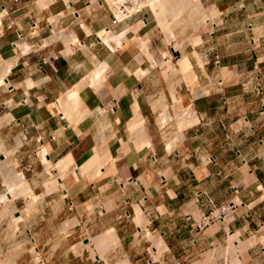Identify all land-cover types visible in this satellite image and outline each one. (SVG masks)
Here are the masks:
<instances>
[{
    "label": "crops",
    "instance_id": "obj_1",
    "mask_svg": "<svg viewBox=\"0 0 264 264\" xmlns=\"http://www.w3.org/2000/svg\"><path fill=\"white\" fill-rule=\"evenodd\" d=\"M217 1L206 4L207 20L214 21L203 43L232 24L230 35L240 37L227 34L226 44L251 43L258 55L238 96L230 95L237 90L233 80L240 78L242 56L219 50L197 56L198 68L187 73L194 84L185 97L188 106L172 92L174 108L181 102L194 113L181 129L176 120L163 126L150 99L151 58L143 44L159 34L145 6L113 24L104 0H0V69L5 59L17 58L4 77L0 73V119L12 117L4 133L17 129L37 155L45 146L52 164L68 160L66 170H48L58 176L61 189L33 186L75 217L68 220L69 229L80 227L84 242L80 254L71 249L77 262L106 264L119 257L130 264H186L231 235L242 244L240 264H264V23L245 27L247 5L235 20ZM65 23L81 38L71 53L50 60L23 55L31 53L24 52L27 38L59 31ZM188 61L184 64L191 68ZM76 94L81 105L72 110L66 100ZM173 121L176 132L168 126ZM226 204L232 210L224 220L198 229L204 217ZM35 231L31 225L23 232L33 240ZM107 232L115 243L102 248L98 238ZM156 242L165 248L158 251ZM151 251L162 252V261L150 259Z\"/></svg>",
    "mask_w": 264,
    "mask_h": 264
},
{
    "label": "rangeland",
    "instance_id": "obj_2",
    "mask_svg": "<svg viewBox=\"0 0 264 264\" xmlns=\"http://www.w3.org/2000/svg\"><path fill=\"white\" fill-rule=\"evenodd\" d=\"M211 1L212 0H201L203 8L193 15L185 12V14L182 13L174 18V14L167 8L165 9V7L157 1L138 0L139 6H145L143 12L146 11L150 13L154 20L153 25L157 28L155 33L159 34V36H156L155 40H151V42H149L148 39L144 40L146 43V48H144V50L151 58L150 69L152 71V78L149 82L150 88L148 92H150V99L155 102L157 118L160 117V113L167 107L170 108L172 106L173 108L176 106L175 104L173 105L172 99V92L174 91L178 96L184 98V102H186L185 105L188 106L185 97L187 98L189 89L193 87L194 84L188 81L187 73L188 71L194 70V68H198L196 66V57H199V55L209 54L210 52L215 53L219 50L226 55L235 54L238 57L242 56V60L238 63L240 65L238 67V71L241 74L240 78L239 80H233V82L237 83L235 84L237 90L230 96L240 95V91L247 83L246 72L251 70L250 63L254 62L257 58L256 55H258L259 48L254 47L251 43L248 45L241 43L232 46L227 45L226 37L234 35L240 37V33L230 35V33H232V31H230V28L233 27L232 24L229 26L224 25L216 30V38L210 43H203V40H206L209 36L207 26H210L212 29V22L214 21L213 19H211V21L207 20L210 18V15L208 14L206 4ZM140 2L143 3V5H141ZM217 4H219L220 10L222 11L227 8L230 12L232 11L231 13L233 14L230 16L235 20H241L240 8H242V5H247L249 7V16L247 18L243 17L242 19V24L245 27H247L248 24H253L252 21L257 24L264 23V0H218ZM221 18L223 21L225 16H221ZM235 23L238 24V27L240 26L238 21H235ZM248 28L251 29V26ZM58 30L59 31H53V33L48 31L47 35H39L34 40L27 38V46L30 47L29 52L31 53L23 54L22 51H18V53L28 57H36L42 60L48 58L50 60L49 57L54 54H60L61 52L59 51H62L65 45L62 41L48 45L46 43L48 38L63 30L67 34L72 31L77 34V30L66 23L58 28ZM261 32H264V30L262 29ZM227 34H229V36H225ZM36 35H38L37 32L33 36ZM201 38L203 40H201ZM173 48H177L178 51L175 52ZM184 58L191 62L192 69L185 66ZM196 71L200 73V70ZM220 73L225 75L221 70ZM176 109L179 112L184 110L181 107V102H179ZM0 124L3 125H0V144L5 143L6 145L13 146L16 142V137L20 136L22 139L23 144L13 157V160L18 164L15 167V172L17 174H23L30 186L28 193L14 191L11 194V198L4 202L0 201V264H83L82 262L74 260L71 253V249H74L77 254H80L79 248L84 246L80 227L75 230L69 229L73 223L68 220L75 217H68L59 202L54 204L52 200L45 199L44 195L41 194L43 190L42 187L34 189L33 186V183L44 184V186L47 187V192H56L61 189L60 184L55 183L56 180L59 182L58 176L50 175L48 171L50 168H47L41 157V153L37 155L34 152L32 144H30V146L26 145L27 140L24 138L23 134L17 131V129L6 130L4 133L5 123ZM168 126L174 127L175 129H172H174L175 132L176 129L179 130L176 121H173ZM53 166H56L55 163H53ZM52 187L53 189H51ZM8 192L7 185L3 182V179L0 178V197L3 195L8 196ZM55 214H57V220L55 222L54 220L48 221V219ZM24 215L34 217H32L30 221H26V223L20 222L19 220L17 221V217L24 219ZM129 217V213L124 214L125 219H129ZM67 223L68 225L71 224V226L68 227ZM31 225H34L36 230L33 240L31 236H27L23 232L26 226L29 227ZM19 231L22 232L19 233ZM149 239H151L150 236ZM77 242H79V245L73 246ZM113 244L114 242H112L111 245ZM227 246V241L216 242L205 251L191 258L190 261H186V264H223V262H226L224 251ZM163 248L159 247L157 249L158 251H162ZM161 253L154 254L151 251L152 257L150 256L149 258L153 261L160 262L164 256ZM96 255V253L91 251V257L93 259H95ZM99 255L101 256V254ZM237 255H239V253L236 254V256L234 255V257L241 260ZM231 257L232 256L229 258ZM106 260V264H123L124 261H126L125 258L119 260V257Z\"/></svg>",
    "mask_w": 264,
    "mask_h": 264
},
{
    "label": "bare ground",
    "instance_id": "obj_3",
    "mask_svg": "<svg viewBox=\"0 0 264 264\" xmlns=\"http://www.w3.org/2000/svg\"><path fill=\"white\" fill-rule=\"evenodd\" d=\"M126 1L127 0H108V2L110 4H118L119 2L123 4ZM132 1H136V0H132ZM158 2L160 4H162V6H164L165 9L167 8L168 10H170L172 12V14H174V18L178 17L182 13L185 14V12H188V14L193 15V14H195V12H199L202 9L201 0H199L197 2H195L193 0H158ZM137 4H138V0H137ZM141 5H143V3H141ZM139 7H141V6H139V4H138L137 8H139ZM189 12H192V13H189ZM101 35L104 36L103 34H101ZM104 40L108 41L107 38H105ZM46 41H47L46 43L48 45L49 44L51 45L52 43H56L58 41H62L64 43V45H65V48L62 51H59V52L64 53V54L71 53L73 47L76 46L77 43L80 44V40L78 39V37H77L75 32L72 31L69 34H67V33H65L64 30L60 31L58 33H55L53 36L48 38V40H46ZM143 48H146V44H143ZM173 49H174L175 52L178 51L177 48H173ZM29 51H30V47H27L24 50L25 53H27ZM53 56H55V54ZM0 61H1V56H0ZM16 61H17L16 57H14L12 59L9 58V60L7 59V61H6V59L4 60V63L2 64V69H0V73L3 75V77L12 68V66L15 65ZM96 74L98 75L99 72H96ZM1 82H3V79H0V83ZM65 97H64V99L67 98V97L66 98ZM61 102H63V99H62ZM66 103H67V106H70L72 108V110H74V108L79 107L81 105L77 94L76 95H71L70 97H68L67 100H66ZM70 114H71V112H70ZM72 116H71V118H72ZM193 116H194L193 111H191L189 109H187V110L184 109L182 112H178L173 107V108H170V109L162 112V114H160L159 121H160V123L162 125H165L168 122H170L171 120L176 119V121L179 123V127L181 129L182 128L184 129L188 122L192 123V121H193L192 117ZM11 120H12V117L9 115V116L4 117L3 119H1L0 123H2V124L9 123V122H11ZM194 121L196 122V120H194ZM181 138H183V137H181ZM22 144L23 143H22V139L20 138V136L16 137V142H15V144H13V146L6 145L5 143L4 144L3 143L0 144V178L3 179V182L7 185L8 191H9L7 193L8 196L3 195L2 197H0V201L4 202V201L8 200L9 198H11L12 197L11 194L14 191H18V192L22 191L24 193H28L29 190H30L29 183L26 181V178L24 177V175L23 174H17L15 172L16 171L15 167L18 164H17V162L15 160H13V157L15 156V154L18 151V149L20 148V146H22ZM40 153H41V157H42L44 163L46 164L47 168L48 169L51 168L53 166V164L47 157L48 156V150H47V148L45 146L43 147V149H42V151ZM67 162H68V160H65V159L61 160L56 165V167H58V169L61 170V172H62V170H66V168H68L67 167L68 166ZM55 183L56 184L57 183L60 184L57 180L55 181ZM51 189H53V187ZM139 215H140V217H142V214H141L140 211H139ZM16 219L18 221V220L21 219V217H17ZM67 225H68V223H67ZM70 226H71V224L68 225V227H70ZM114 239H115L114 238V234L112 232H107L105 234H102L98 238L99 244H98V242H96V244L102 246V248H103V247H106L108 245H111L112 242H114ZM227 240H228L227 241L228 246L226 247V250L224 251V255H225L224 257H225L226 262H223V264H240L241 260H239L237 257H234V255L236 256V254H238L241 251L242 244H239V242L237 241L236 237L231 236V235H230L229 239H227ZM156 243H157L158 248L162 247L161 243H158V242H156ZM230 256H232V257L229 258ZM123 264H130V262L128 260H126V261H124Z\"/></svg>",
    "mask_w": 264,
    "mask_h": 264
},
{
    "label": "built area",
    "instance_id": "obj_4",
    "mask_svg": "<svg viewBox=\"0 0 264 264\" xmlns=\"http://www.w3.org/2000/svg\"><path fill=\"white\" fill-rule=\"evenodd\" d=\"M15 3H17L19 0H13ZM195 2L199 0H193ZM106 6L111 12L112 15V23L117 24L122 21H125L126 19L131 18L136 13L141 12L144 7L137 8V0H127L125 3H118V4H110L108 0H104ZM122 15V16H121ZM22 36V34H20ZM219 61L217 60V63ZM261 114H264V110L261 111ZM232 210L231 204H226L221 207H219L217 210L213 211L210 215L207 217H204L198 224V229L201 230L202 228L215 223L220 220H224L225 217H227Z\"/></svg>",
    "mask_w": 264,
    "mask_h": 264
}]
</instances>
